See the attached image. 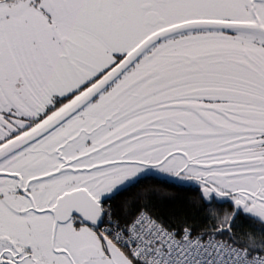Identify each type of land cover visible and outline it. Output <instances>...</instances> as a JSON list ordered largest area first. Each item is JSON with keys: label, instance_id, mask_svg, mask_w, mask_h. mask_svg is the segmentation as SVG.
Returning <instances> with one entry per match:
<instances>
[{"label": "snow or ice", "instance_id": "6c2138e0", "mask_svg": "<svg viewBox=\"0 0 264 264\" xmlns=\"http://www.w3.org/2000/svg\"><path fill=\"white\" fill-rule=\"evenodd\" d=\"M0 264H264V0H0Z\"/></svg>", "mask_w": 264, "mask_h": 264}]
</instances>
